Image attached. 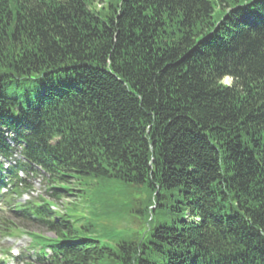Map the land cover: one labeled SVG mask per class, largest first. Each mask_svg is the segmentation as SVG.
Here are the masks:
<instances>
[{"label": "trees", "instance_id": "obj_1", "mask_svg": "<svg viewBox=\"0 0 264 264\" xmlns=\"http://www.w3.org/2000/svg\"><path fill=\"white\" fill-rule=\"evenodd\" d=\"M18 169L57 200L87 176L145 187L144 235H82L13 197L32 188ZM8 183L0 232L10 211L53 233L26 232L21 264H264V0H0Z\"/></svg>", "mask_w": 264, "mask_h": 264}, {"label": "rangeland", "instance_id": "obj_2", "mask_svg": "<svg viewBox=\"0 0 264 264\" xmlns=\"http://www.w3.org/2000/svg\"><path fill=\"white\" fill-rule=\"evenodd\" d=\"M218 5L213 6V18L220 15ZM229 77L224 79L228 83ZM19 158V155H16ZM18 176H22L33 188L30 192H22L21 197L14 196L15 199L32 200L38 195L46 199H52L55 209L63 211L68 210L75 227L82 235L91 234L92 238L115 244L120 238L143 236L146 228V217L139 212L145 200L148 199V191L145 187H138L131 183L115 181L113 179H97L94 177H81L59 181L56 183L58 188L66 189L67 194L61 200L51 197L49 192L45 191L47 184L45 176L39 173H26L23 170H17ZM10 189V184H6ZM26 197L24 198L23 197ZM5 201L0 202V215H6V206H8V196ZM73 204H68V201ZM18 226L12 235L0 232V264H21L11 258L15 255H23L25 259H34L35 253L29 250L28 231L42 232L44 235H52V232L38 224L26 223L15 217V214H7ZM20 230V231H19ZM15 252V254L13 253ZM19 255V256H20Z\"/></svg>", "mask_w": 264, "mask_h": 264}]
</instances>
